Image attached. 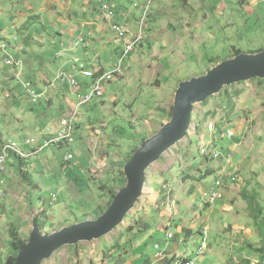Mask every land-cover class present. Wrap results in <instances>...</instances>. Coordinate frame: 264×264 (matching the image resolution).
Listing matches in <instances>:
<instances>
[{
  "label": "rangeland",
  "instance_id": "1",
  "mask_svg": "<svg viewBox=\"0 0 264 264\" xmlns=\"http://www.w3.org/2000/svg\"><path fill=\"white\" fill-rule=\"evenodd\" d=\"M69 1L74 12L59 10L57 14L51 8L27 19L20 14L41 7L42 0H0V46L4 44L8 55L23 62L18 67L23 70L22 79L44 93L33 104L13 81L6 85L4 80L11 79L8 76L14 69L5 64L7 55L0 51V145L11 140L24 151L34 149L25 145V139L43 140L42 132L57 126L77 104V97L67 93L68 85L55 81L57 33L78 27L72 45L84 44L86 49L74 51L79 60V64L72 60L77 70L87 58L92 60L93 72L100 60L108 66L106 71H111L123 57L121 38L113 29L108 27L103 40L100 32L88 34L91 27H79L91 21L86 10L92 11L94 4L97 23L104 25L98 5ZM107 1L116 13L121 7L137 17L147 2ZM247 1L152 0L144 40L123 61L122 75L105 85L103 97L79 109L73 147L49 146L22 161L20 169L16 157L9 158L5 195L0 196V264L14 256L10 228L29 240L34 224H42V232L52 234L97 219L107 208L110 191L122 189L118 182L129 155L171 120L182 82L206 75L218 63L233 58L236 49L245 54L264 51V0ZM136 24L135 20L129 24L131 34L138 33ZM77 37L84 43L75 45ZM39 72L50 85L40 79ZM72 75L79 77L78 71ZM55 87L61 88V96H55ZM8 91L10 98H2ZM67 99L71 102L61 106L60 101ZM194 108L187 137L147 170L150 178L145 192L124 223L100 240L60 249L43 264H145L153 258L157 244L177 255H172V260L188 258L205 227L209 229L208 249L197 264H264V254L257 251L264 247V229L256 227L254 218L258 206L264 211V81L254 79L225 87L205 105ZM209 124H214L213 132ZM228 130L235 132L234 139L228 138ZM208 143L224 154L236 145L238 169L231 172L241 178L214 206L206 203L203 192L215 182L220 163L200 154ZM70 152L75 158L65 164ZM208 171L211 173L206 174ZM247 223L254 230L249 238L241 231ZM169 234L175 239L166 245Z\"/></svg>",
  "mask_w": 264,
  "mask_h": 264
},
{
  "label": "water",
  "instance_id": "2",
  "mask_svg": "<svg viewBox=\"0 0 264 264\" xmlns=\"http://www.w3.org/2000/svg\"><path fill=\"white\" fill-rule=\"evenodd\" d=\"M254 79L264 80V51L238 54L218 63L206 75L182 82L175 94L171 120L144 141L124 165L126 186L116 193L107 210L97 219L82 221L52 234H44L40 225L34 224L15 264H43L66 246L97 241L111 234L139 203L148 182L147 170L187 137L194 106L220 94L225 87Z\"/></svg>",
  "mask_w": 264,
  "mask_h": 264
},
{
  "label": "built area",
  "instance_id": "3",
  "mask_svg": "<svg viewBox=\"0 0 264 264\" xmlns=\"http://www.w3.org/2000/svg\"><path fill=\"white\" fill-rule=\"evenodd\" d=\"M95 2L98 5L104 20L110 22L112 29L117 34V38H121L119 45L124 51L123 57L113 66L111 71H103L100 74L86 68L84 64L79 65L78 74L85 80L84 82H86L82 84L79 83L75 75H72L64 70L57 71L55 81L58 80L60 83L68 85L69 92L78 99L77 104L69 115L60 119V123L57 124V126L48 127L42 132L41 136H43V140H38L35 137L25 139V145L35 147L34 149L24 151L20 148L18 143L12 142L11 140H7L0 145V196L5 195L7 164L10 157L15 156L22 159H28L32 156L39 155L49 146H66L67 148L73 147L74 127L79 120V109L90 103L95 98L103 97L105 94V85L112 82L115 76L122 75L123 61L133 51V49L144 40L143 30L152 0H147L145 5H143L142 14L136 22V25L138 26V33L136 34H131L128 28L127 20L130 15L123 13L121 17L124 21L115 22L117 13L111 8L110 3L107 0H95ZM133 7L139 8V5L137 3H133ZM83 42V39H79L75 42V45ZM0 51L7 55L4 61L5 64L14 69V74L8 76L11 79H8L7 77L5 78V84L8 85L9 81H13L21 90L22 94L26 96L31 103H37L40 99H42L44 93L37 92L32 82L22 79L23 70L18 67H20L23 62L21 60H15L12 56L8 55L4 44L0 46ZM73 61L75 64H79L78 59L74 58ZM84 87L86 88L85 92L83 90ZM2 98H10V92L8 91L7 95ZM47 99L48 98L45 97L46 101ZM208 129L213 132L215 129L214 124H209ZM234 135L235 132L233 130H228L227 136L229 139H234ZM235 147L236 145H234L233 149L227 154L219 151L213 143H208L205 148L200 150V154L207 160H216L220 163L219 168H217L219 171L215 182L207 187L203 192V196L209 206H214L217 202L222 201L224 199L225 191L233 184L241 181L238 174L231 172V170H233L232 168L236 165L233 153ZM74 158V155L70 152L64 163H70L74 160ZM56 199L57 196L54 194L53 201H56ZM208 231V227H205L204 230L199 233V245L194 250L191 257L175 258V260H172L170 257L171 262L169 264H197L199 259L205 255L208 249ZM173 239H175V236L172 234L167 235L166 245H168L170 240ZM180 242H183L182 239ZM155 248L156 253L152 258L151 264H162V262L169 257L166 248H162L160 244H157Z\"/></svg>",
  "mask_w": 264,
  "mask_h": 264
},
{
  "label": "crops",
  "instance_id": "4",
  "mask_svg": "<svg viewBox=\"0 0 264 264\" xmlns=\"http://www.w3.org/2000/svg\"><path fill=\"white\" fill-rule=\"evenodd\" d=\"M55 1V4H57L58 6H61L60 7V9H58L55 5H54V2ZM83 1V5L85 6V5H88V6H90V5H92L93 6V4H94V2H95V0H82ZM42 2H43V5L41 6V7H38V8H30V9H28V12L29 13H27V15H25V14H20V16H22L23 18H27V19H29V18H35V15H36V13H40V12H43V11H46V9H48V10H50L51 8H55V13H57V14H60V12H58L59 10H62V11H64V12H67V13H69V12H74L75 10L71 7V3H70V1L69 0H62V1H59V0H42ZM50 2H51V4H50ZM59 2H60V4H59ZM61 2H63L64 4H67L68 6H62V4H61ZM96 3V2H95ZM243 3L244 4H246V3H248V1L247 0H243ZM94 9L92 10V11H96V6H95V4H94ZM84 9V8H83ZM86 11H88V13L92 16L91 17V21L90 22H87V23H82L79 27L80 28H83V27H85V26H89V27H91L92 29L89 31V33L88 34H92V36H95L96 34H97V32H100V35H103L102 36V39L103 40H105V34H106V32L108 31V27L110 28V29H112V26H111V24H110V22H107L106 20H104V18H103V20H104V25H99L98 23H97V21H98V16H94V13L91 11V9L90 8H88V10H86ZM123 13H125L124 12V10H123V8H121V7H118V9H117V16L119 17L118 19H116L115 18V22H121V21H124V19L121 17V15L123 14ZM64 15V14H63ZM140 17V16H139ZM139 17H137V16H130L129 18H128V26H129V24L131 23V22H133V20H135L136 22H137V19L139 18ZM57 18H59V17H57ZM60 18H62V19H65L63 16H61ZM67 20V19H66ZM120 20V21H119ZM69 23L71 22V21H68ZM78 34V27L75 29V30H68V29H65V30H63V31H61V32H59V33H57V39H56V42H58V44H59V42H60V44L58 45L59 46V50L54 54V58H55V63H58V65H57V71L58 70H64V71H68L69 73H71V74H76L77 73V66L73 63V59L74 58H76V59H78V57H76L75 56V54H74V51H77L78 49H86V46L84 45V44H82V45H80V46H78V47H74V45H72V41H71V38L73 37V36H76ZM78 39H82L81 37H77ZM78 39H76L75 38V40H74V42H76V40H78ZM84 41V40H83ZM84 43V42H83ZM75 44V43H74ZM91 44H93V42H91ZM56 48V47H55ZM64 51V52H63ZM58 52H62V53H58ZM235 52V51H234ZM243 53V52H242ZM101 61V60H100ZM100 61H99V67H97V69L96 70H100V69H102L103 71H106L107 70V68L106 67H108V66H106V65H104V63H100ZM84 66L86 67V68H90V69H92L91 68V66L93 67V63H92V60L90 61V60H88L87 58L86 59H84ZM95 70V71H96ZM33 73V72H32ZM34 74V73H33ZM39 76H40V79L41 80H43V81H45L46 80V83H47V85H50L49 83H50V80L47 78H45V75H43V73H41V72H39V74H38ZM29 76H32V75H29ZM82 83H86V82H83L84 81V79H82L80 76L79 77H77ZM47 88V87H46ZM56 88V87H55ZM56 90H57V92H56ZM56 90H55V96H61V94H62V91H61V88H56ZM86 90H84V92H85ZM67 93H69V95H72V94H70V92H69V89L67 90ZM60 102H62V104H61V106H63V107H65L66 106V103H69V102H71V101H69L68 99L67 100H64V101H60ZM73 144H74V136H73ZM238 146V145H237ZM233 149V148H232ZM235 150L236 149H234L233 150V153L235 154L236 152H235ZM234 157H235V155H234ZM150 178V177H149ZM148 178V179H149ZM152 178V177H151ZM148 183V182H147ZM146 186H147V184H146ZM154 182H153V185L150 187V189H149V192H150V194L152 193V191L154 190ZM146 188V187H145ZM117 193V192H116ZM144 194V193H143ZM140 201H141V199H140ZM139 201V202H140ZM245 235V237L247 236L248 238L249 237H252L253 236V233H254V230L253 229H251V227H250V225L247 223V224H245L244 225V227H243V230H241ZM261 243H262V241H261ZM169 255V257L164 261V262H162V264H169L171 261H170V257L173 255V257H176L177 255L176 254H172V255H170V254H168ZM151 262H152V259H150L148 262L146 261L145 262V264H151Z\"/></svg>",
  "mask_w": 264,
  "mask_h": 264
},
{
  "label": "trees",
  "instance_id": "5",
  "mask_svg": "<svg viewBox=\"0 0 264 264\" xmlns=\"http://www.w3.org/2000/svg\"><path fill=\"white\" fill-rule=\"evenodd\" d=\"M242 53V51L241 50H238V49H236L235 50V53H234V56H236V55H238V54H241ZM95 72H97V74H100V73H102L103 72V70L102 69H100V70H96ZM256 80H259V81H261V82H263L264 80H261V79H256ZM208 100L209 99H207L204 103H202L203 105H205L207 102H208ZM147 140V138H145L144 139V141H146ZM138 148L139 147H136L133 151H132V153L129 155V157H128V159H127V161H126V163L132 158V156H133V154L135 153V151L136 150H138ZM22 161H24V162H26V159H22V158H20V157H16V163H17V166H18V168L19 167H21V165H22ZM23 162V163H24ZM126 163H124V165L126 164ZM237 161H236V165H237ZM236 165H235V167L234 168H232V169H238V167H236ZM20 169V168H19ZM209 173H211V171H208V172H206V174H209ZM236 174H237V172H235ZM121 175H122V179H119V184L121 185L120 187H125L126 186V178H125V174H124V172H121ZM115 195H116V191H110V196H109V198H110V200H109V203H108V205H107V208L110 206V204L112 203V201H113V199H114V197H115ZM107 208L106 209H104L103 211H102V213L101 214H103L106 210H107ZM257 209H258V216L256 215L254 218L258 221V223H256V227H263V229H264V211L262 210V208H260L259 206L257 207ZM100 214V215H101ZM99 215V216H100ZM98 216V217H99ZM40 220H39V218L38 217H35V222L36 223H38ZM40 225V227L41 228H43V225L42 224H39ZM261 236H262V242H263V245H264V232L261 234ZM10 238H11V240H10V247L12 248V250H13V253H14V256H11V257H9L6 261H5V264H15V261H16V257H17V255H18V253H19V251L26 245V243L28 242V240H25V239H22L21 237H20V235H19V232H18V230L16 229V228H10ZM258 252H260V253H262V254H264V247L263 248H259L258 250H257ZM264 257V256H263Z\"/></svg>",
  "mask_w": 264,
  "mask_h": 264
},
{
  "label": "bare ground",
  "instance_id": "6",
  "mask_svg": "<svg viewBox=\"0 0 264 264\" xmlns=\"http://www.w3.org/2000/svg\"><path fill=\"white\" fill-rule=\"evenodd\" d=\"M207 202V201H206ZM209 233V232H208Z\"/></svg>",
  "mask_w": 264,
  "mask_h": 264
}]
</instances>
